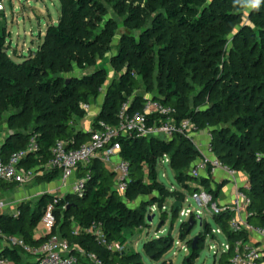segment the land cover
Returning <instances> with one entry per match:
<instances>
[{"label":"trees","instance_id":"trees-1","mask_svg":"<svg viewBox=\"0 0 264 264\" xmlns=\"http://www.w3.org/2000/svg\"><path fill=\"white\" fill-rule=\"evenodd\" d=\"M59 2L57 23L46 26L42 41L21 61L9 55L0 24V124L4 121L8 129L0 157L7 160L35 136L38 152L27 155L20 165L43 172L35 175V183H50L61 177L59 170L44 167L56 142L77 148L89 140V132L77 128L78 120L87 114L83 104L91 105L106 87L91 121L90 129H95L100 121L115 125L124 104L128 112L137 111L150 96L173 106L177 119L189 118L200 130H208L214 155L247 176L245 191L251 199L247 223L264 228V0L258 5L254 0ZM111 14L121 17L127 30L116 45L118 23ZM108 53L114 75L107 83L108 71L96 64ZM118 142L119 158L130 165L124 193L115 188V172L95 159L76 173L77 178H86L82 196L43 194L33 207L22 204L17 216L0 214L2 233L21 236L29 244L40 243L46 236L35 242L32 231L52 202L53 233L69 242L79 264H94L87 257L90 253L104 264H173L164 259L173 245L170 236L148 239L142 253L126 247V235L146 226L147 209L153 205L161 209L169 197L183 201L182 193L158 181L157 163L168 155L176 181L189 190H193L189 182H199L214 201L221 187L212 188L210 179L198 181L188 174L200 156L190 139L125 136ZM17 185L3 183L1 189ZM136 200L138 207L128 206L127 202ZM232 215L226 211L214 218L229 242L248 240L246 231L231 230ZM93 222L101 223L108 241L123 250L108 251L83 230ZM188 227L187 222L181 223V239L189 234ZM203 228L195 249L192 239L187 241L190 252L181 264H193L198 257L210 231L208 223ZM19 252L23 253L7 248L2 255L22 264ZM232 255V249L223 251L217 264H232Z\"/></svg>","mask_w":264,"mask_h":264},{"label":"built area","instance_id":"built-area-1","mask_svg":"<svg viewBox=\"0 0 264 264\" xmlns=\"http://www.w3.org/2000/svg\"><path fill=\"white\" fill-rule=\"evenodd\" d=\"M1 6V2H0ZM83 108L88 113L90 110L89 104H83ZM201 130L189 118H176V110L173 106L164 104L160 100L147 97L140 110L128 112L127 104H124L118 114L117 123L115 125H108L102 121L98 123L95 129H88L90 134L89 140L77 148H67L66 143L58 141L50 150V157L46 163V169H57L61 173L63 181L76 175L80 167L89 166L93 160L99 159L106 166H113L115 172V188L121 194L125 192L129 179H130V165L127 161L119 158L120 144L119 137H143V138H160L171 139L175 136H183L193 143L195 149L199 152L200 156L191 165L188 174L200 180L201 178L210 179L216 169H220L226 175V178L234 181L238 171L223 164L213 153L211 145V134H208V141L202 145L196 140V135ZM39 150V145L35 136L30 137L25 148L13 152L7 160L0 157V189L3 183H17L18 185L30 184L37 172L34 168H25L21 166V161L24 160L29 154H36ZM118 158L117 161H114ZM161 162L169 164L168 155L161 158ZM86 178H75L72 192L75 195L82 196L84 191V182ZM247 184L235 189L233 199L230 204L219 205L214 201L211 192L200 184L197 183L195 189L191 192V199L196 203L195 214L190 209H184V199L181 202V207L177 210V215L186 220L187 222L191 217L194 222L200 220L202 209L207 210L212 216H218L226 211L235 213L229 220V226L233 232L241 233L246 231L248 236L250 233L258 235L264 239V228L255 227L247 223L248 206L251 199L245 191ZM214 188V186H212ZM186 201V199H185ZM5 203L0 199V213L4 209ZM154 208V209H153ZM156 210L158 207L153 205L150 210ZM163 209V207H162ZM246 210L244 217L240 216V210ZM19 211L13 216H17ZM46 238L37 245L27 243L21 236H7L0 230V237L8 248H18L23 253L34 257L37 264H79L78 258L72 253V247L69 242L60 235L53 233L56 219L54 215V205L52 202L48 203L43 210L39 220ZM204 222L200 220V225L203 227ZM85 232L93 236L95 241L108 251L121 252L123 246L115 242L108 241L101 223L93 222L88 227L83 229ZM77 231V230H75ZM212 237L217 235L224 236L226 243L222 244L223 251L233 250L231 258L232 264H264V245L261 247L251 244L248 240L236 238L229 242L222 229L218 227L212 230ZM186 250V246H182ZM215 254V246H211ZM82 253L80 250H78ZM87 257L94 264H104L101 258L95 254H87ZM0 264H15L11 259L5 256H0ZM110 264H122L119 262Z\"/></svg>","mask_w":264,"mask_h":264},{"label":"rangeland","instance_id":"rangeland-1","mask_svg":"<svg viewBox=\"0 0 264 264\" xmlns=\"http://www.w3.org/2000/svg\"><path fill=\"white\" fill-rule=\"evenodd\" d=\"M0 24L4 27L6 33V45L9 46V55L15 61H21L22 57L28 56L29 52L34 51L38 44L42 41L45 34V29L48 24L57 23L60 16V2L59 0H0ZM111 16L118 23V31L116 37L113 41L114 45L117 44L120 35L127 32L123 26V19L111 14ZM111 53L106 54L101 60L96 64L98 67H104L110 71L107 83L112 79L114 73L109 66V59ZM106 87L104 86L100 95L105 93ZM100 99L97 100V102ZM80 127L84 128L82 121L80 122ZM91 124L88 123L87 127ZM8 135V129L4 121L0 124V142L3 141ZM113 170V169H112ZM156 174L159 182L164 184L169 190L180 192L183 194L184 209H190L195 214L197 209L196 203L191 199L192 190L184 188L179 184L174 175V170L170 167L168 163L159 161L156 165ZM37 183L32 182V185ZM45 187V191L48 194L54 196H64L66 194H74L69 189H63L62 192L59 184L53 182L50 183H40ZM39 185V184H38ZM189 186L195 189L197 182H189ZM36 197L31 201L36 202ZM186 199V201H185ZM138 201L127 202L128 206L131 208L138 207ZM174 203L173 198H167L163 204V209H147L146 211V226L142 229H136L129 232L126 235L127 249H134L138 252H143L142 246L150 238L156 236H170L173 239V245L171 249L166 253L164 259H169L173 264H181L182 261L189 255L190 248L187 245V241L193 239L199 233H202L204 228L200 225V220L204 223H208L210 226V231L206 235L204 241L202 242V249L199 252L198 257L194 260L193 264H217V259L223 252L222 244L226 243V238L221 235H217L216 238L212 237V230L219 227V223L215 220L207 210L202 209L200 215V220L196 218L193 228L190 230L189 234L186 235L184 239L180 238L179 228L181 225V220H186V218L174 216L171 208ZM23 204H31L30 202ZM31 207V206H30ZM17 203L14 205V213H17ZM165 212V214L162 213ZM36 228V227H35ZM34 228V229H35ZM73 230L76 229L75 224H72ZM77 230V229H76ZM186 246V250L182 248ZM211 246H215L216 254L210 250ZM145 261H148L145 258ZM149 262V261H148ZM150 264H155L150 262Z\"/></svg>","mask_w":264,"mask_h":264},{"label":"crops","instance_id":"crops-1","mask_svg":"<svg viewBox=\"0 0 264 264\" xmlns=\"http://www.w3.org/2000/svg\"><path fill=\"white\" fill-rule=\"evenodd\" d=\"M108 71V77L110 75V71L108 69H106ZM104 94L100 95L98 99H100L98 102L97 100L95 102H93L90 105V110L89 112L86 114V116L82 119V120H78V127H80L79 125L80 122L82 121V125L84 128H80L83 131H88V129L90 127H87L88 123L91 124V121L93 119V117L99 112L100 106L103 102L104 99ZM150 97V96H148ZM196 140L201 143L202 145H205L208 141V134L206 132V130H201L197 135H196ZM2 143V141L0 142V144ZM118 158H115L114 161H117ZM47 163V162H46ZM46 168V164L44 166ZM108 169L112 170L113 166H107ZM76 178V175L63 181L60 178L50 182V184H52L53 182L59 184V187L61 189L60 192H62L63 189H69L73 187V183H74V179ZM33 182V181H32ZM32 182L28 185H17L15 186L13 189L10 188H3L0 189V199L4 201L5 203V207L4 209L1 211L0 214H9V215H14V205L17 203V209L23 204V203H27L30 202V206L33 207L34 203H32L31 201L36 197L35 200H37L41 195L48 193V191H45V187H43L42 184L38 183L31 186ZM211 183L212 186H216L219 185L221 187L220 189V193L219 196L217 198V203L219 205H225V204H230L232 199H233V195L235 192V189L237 187H242L243 185L247 184V176L244 173L238 172L236 178L234 179V181L229 180L228 178H226V175L223 173L222 170L220 169H216L211 177ZM34 201V200H33ZM246 210L242 209L240 210V216L244 217V215ZM233 215H235V213H233ZM76 229H78L76 227ZM75 229V230H76ZM33 235L32 238L35 242L39 241L41 239V237H43V235L45 234V231L43 230L40 222H38V224L36 225V228L33 229L32 231ZM249 242L255 246L261 247L262 245H264V239H262L261 237H259L258 235H255L254 233H250L248 236ZM39 243L36 244H32V245H37ZM8 247L5 245L4 241L0 238V256H2V252L5 251V249H7ZM19 259L20 262L22 264H32V263H36L34 257L25 254V253H21L19 252Z\"/></svg>","mask_w":264,"mask_h":264},{"label":"water","instance_id":"water-1","mask_svg":"<svg viewBox=\"0 0 264 264\" xmlns=\"http://www.w3.org/2000/svg\"><path fill=\"white\" fill-rule=\"evenodd\" d=\"M151 98L154 99L153 97H151ZM211 131H212V130H211ZM180 207H181V202H179V201H178V202H174L173 205H172V209H173L174 211H177ZM187 223L189 224L188 229L191 230V229L193 228L194 224H195L193 218L190 217V218L187 220ZM197 238H198V236L196 235V236L192 239V249H195V248H196Z\"/></svg>","mask_w":264,"mask_h":264},{"label":"clouds","instance_id":"clouds-1","mask_svg":"<svg viewBox=\"0 0 264 264\" xmlns=\"http://www.w3.org/2000/svg\"><path fill=\"white\" fill-rule=\"evenodd\" d=\"M260 3V0H254V5H258Z\"/></svg>","mask_w":264,"mask_h":264}]
</instances>
